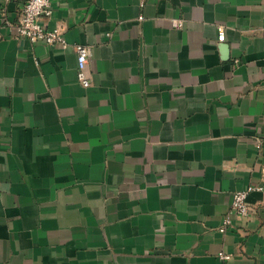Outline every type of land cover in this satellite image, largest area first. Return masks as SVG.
I'll use <instances>...</instances> for the list:
<instances>
[{"label": "crops", "instance_id": "crops-1", "mask_svg": "<svg viewBox=\"0 0 264 264\" xmlns=\"http://www.w3.org/2000/svg\"><path fill=\"white\" fill-rule=\"evenodd\" d=\"M24 1L0 0V264H264L261 189L222 230L264 189V0H52L65 46L14 34Z\"/></svg>", "mask_w": 264, "mask_h": 264}, {"label": "built area", "instance_id": "built-area-1", "mask_svg": "<svg viewBox=\"0 0 264 264\" xmlns=\"http://www.w3.org/2000/svg\"><path fill=\"white\" fill-rule=\"evenodd\" d=\"M52 12V0H25L20 12L17 23L13 26L14 34L18 37L27 38L32 42L42 41L46 44H60L65 46L68 42L58 27L47 28L42 21V16H50ZM173 25L181 27L182 20H174ZM225 30L222 25L218 26V41H223ZM76 78L83 86H89L91 81L87 72V59L89 55L88 46L76 43ZM257 188L264 189L260 186H249L245 189H239L232 192L230 207L224 215L222 221V230L230 224L231 216L234 214L248 217L251 213V206L247 200L250 190ZM219 256L222 259H229L230 254L220 252Z\"/></svg>", "mask_w": 264, "mask_h": 264}]
</instances>
